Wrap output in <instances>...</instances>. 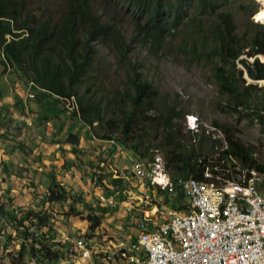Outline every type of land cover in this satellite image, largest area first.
Wrapping results in <instances>:
<instances>
[{
    "label": "trees",
    "instance_id": "obj_1",
    "mask_svg": "<svg viewBox=\"0 0 264 264\" xmlns=\"http://www.w3.org/2000/svg\"><path fill=\"white\" fill-rule=\"evenodd\" d=\"M109 1L132 12L134 33L128 43L113 24L103 23L92 11L90 0H66L64 15L56 19L51 16L41 19L29 13L26 0H0V76L3 77L10 70L18 84L31 83L37 90L62 99L73 97L79 108L81 124L89 129H101L96 133L97 138L92 135L96 140L112 139L116 145L124 146L132 138L138 122L146 125L151 121V128L162 132L157 150L154 151L164 152L166 170L173 182L178 178L203 180L205 167H209L213 173H216L214 168L224 173L225 169L233 167L229 161V157H232L240 168H254L260 172L264 188V164L254 158L255 148L235 140L229 128H222L224 142L214 139L211 132L206 134L204 129L195 142L191 132H187L188 137L182 142V130L177 123L183 117L179 105L164 106L157 118L146 116L145 113L153 109L157 102L158 91L142 78L140 66L129 64L127 59L132 43L148 45L157 52L166 40V31L170 35L183 33L187 36L193 31L197 40L193 39L189 46L182 42L178 49L184 51L188 48L191 56L212 62L211 74L221 100L238 117L244 115L258 123L259 131L264 134V87L246 85L243 78L245 74L254 82L264 81V62L260 60L264 58V25L248 19L243 29L238 30L233 15L226 9L222 10L234 0ZM255 14H258L257 9L251 11L250 17ZM204 21L209 24L206 30L200 26ZM93 44L102 47L110 45L116 52L118 62L127 63L131 76L130 104L120 121L106 118L102 99L92 94L97 79L90 74L94 70L92 65L97 53ZM83 86L85 88L82 91ZM30 99L37 100V97H28ZM54 102L63 104L61 100ZM6 111V120L11 121V112ZM62 112L66 120L76 119L75 114ZM2 124L0 122V126ZM2 137L0 134V140ZM79 141L76 133L67 132L65 143L71 146L70 151L74 155L78 153ZM140 142H135L132 150L139 158L150 161L152 155L147 157V151L143 153L140 150ZM5 164L0 162L3 174L8 173ZM50 179L45 203L65 204L70 191L65 190L54 175ZM90 180L94 185L102 183V178L95 180V174ZM108 184L113 190L106 195L118 191V198L122 199L120 193L125 189L123 179L110 178ZM5 197L0 195V219L17 230H23V241L17 251L19 258L15 261L22 263V256H46L49 261L52 260L51 256H62L63 247L59 244L54 245L55 250H51L52 246L43 244L41 240H27L32 234L25 223L45 226L49 221L48 215L29 210L16 212L9 208L10 204H6L7 200L11 202V197ZM81 199L74 196L67 218L81 214V210L76 208ZM165 203L179 211L188 210V201L180 189L176 190L174 199L170 200L166 196ZM85 207L89 209L90 206ZM90 214L91 228L94 229L99 226L100 218L97 211ZM33 243H38L40 249L36 250Z\"/></svg>",
    "mask_w": 264,
    "mask_h": 264
},
{
    "label": "rangeland",
    "instance_id": "obj_2",
    "mask_svg": "<svg viewBox=\"0 0 264 264\" xmlns=\"http://www.w3.org/2000/svg\"><path fill=\"white\" fill-rule=\"evenodd\" d=\"M26 1L28 3L29 13L41 19H45L49 16L55 19L58 17L60 18L64 15L66 10V0ZM90 2L92 11L100 17V20L103 23L113 24L119 30L124 41L128 43L130 37H132L134 33V17L132 12L126 10L124 7L120 8L116 6L113 1L109 0H90ZM254 5H256V7ZM223 9H226L233 15L238 30L243 29V25L248 19L264 25L256 21V14L250 17L251 11L257 9V12H259L262 10V6L258 0H234L231 1V4L227 5V7L222 8V10ZM208 25L206 21L200 23V26L205 30ZM190 32V35L187 36L183 33L170 35L166 31V40L157 52L153 51L148 45H143L142 43L130 44V49L127 53L128 63L131 65H139V72L142 78L150 83L152 88L158 91L155 106L145 113V115L151 116L150 118H157L159 114H162V108L164 106L168 107L177 104L183 112V117L177 122L182 130V142L188 137V131L184 124V116L186 114H194L198 117L200 122L199 132H202V129L207 130L215 134L216 140L224 142L222 128H229L234 134L233 137L235 140L244 146L255 148L256 154L254 158L257 162L264 164V134L259 131L258 123L244 115L238 117L228 109L227 104L221 100L217 91V84L214 82L211 74L212 62L206 61L201 57L197 58L191 56L187 51L188 48H185L184 51L178 49V46L182 42L189 46L190 42L197 38L193 31ZM92 46L97 51L92 65L94 70L90 72L92 78H97L94 81L96 86L93 88L92 94H94L95 98L102 99L106 118H112V120L118 119L120 121L123 112L125 113L128 111V106L130 104L129 96L131 94V86L129 79H131V76L127 63L118 62L116 52L110 45L102 47L93 44ZM204 46L206 45L204 44ZM260 60L264 61L263 58H260ZM243 78L245 79L246 85L253 84L257 85L258 88L264 87V83H259L262 81L254 82L248 79L245 74ZM27 87H29V83H16L12 71H7L3 77L0 76L1 103L5 104L8 98L13 96L22 97L23 94L27 92H24L23 89ZM84 88L85 86H83L81 90L83 91ZM32 100L33 99L27 101V105L28 108L37 113L33 118L34 121L40 118L39 122H44L45 119H48V121L52 123L59 122V127L60 125H64L62 131L71 127L70 124H67L69 121L66 120L67 118L64 116V113L59 114V111H54V105H51V108L48 109L54 111L56 116H53L55 117L49 116V112L44 114L43 112L39 113L34 111L33 102L37 105H43L44 103L42 101L38 102ZM44 105L47 106V104ZM16 106L18 108V104ZM44 108L45 107H43V109ZM60 109L63 110L62 106H60ZM6 110L8 109H2L0 106V122L3 123L0 126L2 127L0 128V134L3 136L0 140V162L4 160L3 162L6 163L5 168L8 169L9 172L3 174L2 168H0V195L7 196L5 199H8V196L11 197V202L7 200L6 203L8 205L10 204L9 208L14 211L29 210L48 215L49 230L47 231L46 229L45 234L47 237L45 238H48L46 241H49L50 244L59 243V240H63V236L71 238L80 228L85 227L90 212L94 214L96 211L100 218V225H105L110 231L114 230L128 233L127 225L123 221V218L127 215L125 206H123L125 201L124 198H118V203L115 207H103L100 205L98 206V202L94 196L101 192L103 193L105 188L109 189L106 180L110 178L123 179L124 183L126 184L127 182L129 186L136 185L135 180L130 176L131 160L147 159L139 158L132 150L133 145L135 142L141 141L140 150H143V153L147 151V157H151L153 151L157 150L156 146L162 137L161 130L157 132L152 129L150 126V124H152L151 121L146 125L140 121L133 129L132 138L129 142L124 146H119L120 150H116L112 146L104 147L102 150V145H90L87 149L88 142L87 139L84 138L81 130L87 129L91 135L97 138L96 133H99L101 129H89L83 126L78 119H75L74 122L76 123H74L75 125L72 124V127L74 126L77 128H75L76 130H73V132H76L80 140L79 144H82L81 148L77 149L78 153L82 150V155L78 159L80 160V167L76 168L77 172L74 174L76 177L71 175L69 181H64L61 178L57 179L59 173H57V169L53 166L51 167V172L49 169L46 171L50 172V176L54 175L55 180H60V185L62 184L61 186H63L65 190L70 191V194H68V196L70 195L69 199L65 204L49 205L45 203V200L47 198L51 179H48L47 175L43 173L39 174L32 171V167L47 169L45 166L50 165L49 161L53 160L41 155L42 153L40 150L43 148V145L53 149L54 146L56 148L58 147V143L66 144L65 135L61 136L62 138L56 136L51 138L49 135L39 139L32 134L33 132H39L36 129L34 130L39 122L34 124V128L28 126L24 121H19L20 124L19 122L17 123L19 126H16V118L11 121L6 120L8 119ZM137 118L139 117L137 116ZM5 120L6 122L4 123ZM40 126L42 128L45 127L44 124ZM54 126H57V124ZM39 136H42V134H39ZM49 143L54 146H49ZM188 143L189 142H186V144ZM37 152H39L38 155L36 154ZM159 152L165 158L164 152L161 150H159ZM209 157H211V155ZM84 160H87V164L83 163ZM53 169L57 172H54ZM93 174H95L96 181L98 178H102V183L97 182V184L94 185L90 180ZM34 175L38 177L37 180L34 179ZM10 176L11 180H9ZM7 193L8 195H6ZM74 196L82 198L81 202L79 204L77 202L76 205L78 211L81 210V214H73V216L67 218L66 214L70 211V205L71 203L73 204ZM157 198L165 201L166 196L159 195ZM86 205H89V209H92V211L86 208ZM93 205H95V207ZM122 221L124 223H122ZM73 226L76 228L73 229ZM120 227H122V229H120ZM18 233L21 232L18 231ZM5 235H10L12 239L9 250H17L19 234H16L6 225L3 219H0V246L6 243L5 238H3ZM42 241H44L43 238ZM64 248L61 249L64 256H51L52 260L50 261L46 256H40L42 261L35 264H86L82 256H66ZM18 258L19 256H11L8 262H6L7 256H0V264H27L23 259L24 256H22V263H17L18 261H15ZM27 258L29 259V257ZM93 264H95L94 260Z\"/></svg>",
    "mask_w": 264,
    "mask_h": 264
},
{
    "label": "built area",
    "instance_id": "obj_3",
    "mask_svg": "<svg viewBox=\"0 0 264 264\" xmlns=\"http://www.w3.org/2000/svg\"><path fill=\"white\" fill-rule=\"evenodd\" d=\"M58 99L63 102L66 114L79 116L74 98ZM26 120L19 119L25 123ZM184 124L195 142L201 134L198 117L186 114ZM104 142L116 145L112 139ZM229 161L233 167L224 173L217 168L213 173L205 167L203 180L178 178L173 182L163 155L154 151L150 161L138 159L132 163L130 176L136 185L124 183L125 189L120 193L125 200L127 215L123 221L128 233L110 231L103 224L92 229L89 214L84 228L71 238L63 236L59 243L46 241L48 222L42 227L26 222L32 234L27 240L38 242L43 238V244L51 245V250L59 244L65 247L66 256H84L86 264H93L97 256H139L150 260V264H264L263 177L254 168H240L232 157ZM109 180H106L108 186ZM109 189L94 196L98 206H117L119 192L106 195L113 190L110 186ZM177 189L188 201L187 211L173 209L157 198L162 195L174 199ZM6 225L19 234L17 250H9L10 235L3 237L6 243L0 246V256H7L8 262L11 256H19L23 230ZM33 244L36 250L40 249L38 243ZM23 259L27 264L42 261L40 256Z\"/></svg>",
    "mask_w": 264,
    "mask_h": 264
},
{
    "label": "crops",
    "instance_id": "obj_4",
    "mask_svg": "<svg viewBox=\"0 0 264 264\" xmlns=\"http://www.w3.org/2000/svg\"><path fill=\"white\" fill-rule=\"evenodd\" d=\"M23 90H24V92L27 91L25 93L26 96L35 97V98L37 97V100L38 99L40 100L38 102L42 101L44 104H47V106H45L44 104L43 105L42 104H38L37 105V104H35V102H33L34 111H37L39 113L43 112L44 114L49 112L50 113L49 116L55 115L54 114L55 110L59 111V114L63 113L62 109H60V106H59L60 104L55 103L53 101L51 95L37 90L34 86L24 88ZM13 97L8 98V101H6L5 104L1 103V101H0V106L2 107V109H5V108L8 109V111L11 112L10 116H12V119L16 118V120H17V122L15 123L16 126H18L17 125L18 120L20 118H24V119H27L26 120V124L28 126L30 125V127L34 128V124H36L40 120V118H38L35 121L33 119L37 115V113L33 112L30 108H28L27 100H25L23 96L22 97L18 96V97H14V98ZM50 97H51V99H50ZM32 101H35V99H33ZM49 101H50V103H49ZM29 103H31V102H29ZM17 104H18V108L16 106ZM51 105H54V108H53L54 111L52 109H50V110L48 109V108H51ZM43 107H45V108L43 109ZM55 116H53V117H55ZM28 119H30L29 120L30 122H28ZM60 121H61V119H60ZM67 121H69V120H67ZM74 121H75V119L73 121H69L67 123V124H70V126H71L70 128L67 129L70 132H73V130L75 131L76 130L75 128H77V127H74V126L72 127V124L75 125L74 123H76ZM43 124L45 126L44 128H42L40 126V125H43ZM53 124L54 125L57 124V126H54ZM59 124H60L59 122L58 123H56V122L52 123V122H50L48 120H46V121L44 120V122H39L37 127L34 128V130L36 129L39 132H33L32 134H34L39 139H41V137L45 138V136L47 137L49 135H50L51 138H53V136H56V137L60 138L61 136L65 135L64 137L66 138L67 137L66 134H67L68 131L67 130H65V131L63 130L62 132H60V130L62 129V127H64V125H60V127H59ZM46 126H47V129H46ZM81 132H82L84 138L87 139V142H88V146L86 147L87 149L90 147V145H92V146H94V145H102V150L104 149V147H109V146L114 147L116 150H120L119 145H110L109 143H106L104 141L96 140L87 131V129L86 130H81ZM38 133L42 134V136H39ZM74 133H76V132H74ZM50 143H49V146H54V145H51ZM57 146H58L57 148L54 146V148L51 149L50 147H48L46 145H43V148L40 150V152L42 153L41 155H44L45 157L50 158L53 161H49L50 165L45 166V167H47V169L46 168L45 169H42V168L40 169V168H37V167H32V171H35L36 173H39V174L43 173V174L47 175L48 179H50L49 178L50 177V172H51L50 170L52 169L51 167L53 166V167H55L57 169L58 172L55 171L54 169H53V171L59 173V175H58L59 177H57V179L61 178L64 181H69L71 175H74L77 172L76 168L80 167V162H79L80 160H78V159L82 155L81 154L82 150L80 151V153L74 155L70 151V149H71L70 145L63 144V143H58ZM81 146H82V144H79L78 149H80ZM47 153H50V154H47ZM36 154L38 155L39 152H37ZM3 161L4 160H2V162ZM133 162H135V160L134 161L131 160V166H132ZM83 163L87 164V160H84ZM48 169H49L50 172H46ZM6 170L9 172L8 169H6ZM11 176H12V174H11ZM11 176H10L9 180H11ZM34 176H35L34 179L37 180L38 177H36V175H34ZM39 179H40V177H39ZM56 181H58L59 184L61 183L60 180H56ZM74 228H76V227L73 226V229Z\"/></svg>",
    "mask_w": 264,
    "mask_h": 264
},
{
    "label": "bare ground",
    "instance_id": "obj_5",
    "mask_svg": "<svg viewBox=\"0 0 264 264\" xmlns=\"http://www.w3.org/2000/svg\"><path fill=\"white\" fill-rule=\"evenodd\" d=\"M258 2L261 4L262 10L255 15V19L264 24V0H258ZM259 83H264V81ZM97 258L93 259L95 264H150V260L139 258V256H97ZM82 259L86 261L84 256H82Z\"/></svg>",
    "mask_w": 264,
    "mask_h": 264
},
{
    "label": "clouds",
    "instance_id": "obj_6",
    "mask_svg": "<svg viewBox=\"0 0 264 264\" xmlns=\"http://www.w3.org/2000/svg\"><path fill=\"white\" fill-rule=\"evenodd\" d=\"M27 2V1H26ZM27 5H28V3H27ZM28 12H29V10H28ZM8 72H9V70H8ZM32 86H34V85H32L31 83L29 84V87H32ZM39 91H41V90H39ZM49 95H51V94H49ZM30 96V95H29ZM23 97H24V99L25 100H27L28 101V96H26V94H23ZM51 97H52V99H53V101L54 100H58L59 101V99H58V96H52L51 95ZM60 98V97H59ZM73 98V97H72ZM70 99V98H69ZM76 103V102H75ZM59 104V103H58ZM60 106H62V108H63V110L65 111V109H64V104H60ZM78 107V106H77ZM62 110V111H63ZM78 110H79V108H78ZM76 119H78L79 120V116L77 117L76 116ZM18 122H19V120H18Z\"/></svg>",
    "mask_w": 264,
    "mask_h": 264
}]
</instances>
